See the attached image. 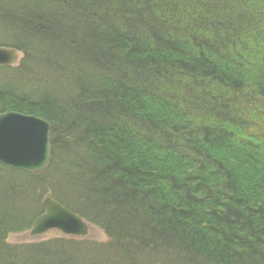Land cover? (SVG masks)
<instances>
[{
    "label": "trees",
    "instance_id": "obj_1",
    "mask_svg": "<svg viewBox=\"0 0 264 264\" xmlns=\"http://www.w3.org/2000/svg\"><path fill=\"white\" fill-rule=\"evenodd\" d=\"M0 45L52 157L0 164V264H264V0H0ZM48 194L106 240L9 243Z\"/></svg>",
    "mask_w": 264,
    "mask_h": 264
},
{
    "label": "water",
    "instance_id": "obj_2",
    "mask_svg": "<svg viewBox=\"0 0 264 264\" xmlns=\"http://www.w3.org/2000/svg\"><path fill=\"white\" fill-rule=\"evenodd\" d=\"M18 58L14 48L0 46V66L11 65ZM50 125L42 118L19 112L0 113V163L28 173L41 172L50 161ZM43 213L30 228L31 236L58 229L62 234L86 235L87 223L76 213L52 198L43 200Z\"/></svg>",
    "mask_w": 264,
    "mask_h": 264
},
{
    "label": "rangeland",
    "instance_id": "obj_3",
    "mask_svg": "<svg viewBox=\"0 0 264 264\" xmlns=\"http://www.w3.org/2000/svg\"><path fill=\"white\" fill-rule=\"evenodd\" d=\"M1 46V45H0ZM5 46V45H3ZM1 46V47H3ZM6 47H10V46H6ZM10 48H13V47H10ZM15 48V47H14ZM13 48V49H14ZM16 49V48H15ZM17 50V49H16ZM17 53H18V58L17 60H15V63L11 64V65H4V66H7V67H15L16 65H18L20 63V60L22 59L23 55L21 53V51L17 50ZM4 66H0V67H4ZM6 111H12V110H6ZM4 111V112H6ZM4 112H0V113H4ZM12 112H15V111H12ZM18 112V111H17ZM21 113V112H19ZM23 114V113H22ZM24 115H28V114H24ZM29 115H32V116H35L33 114H29ZM35 117H38V116H35ZM40 117V116H39ZM38 117V118H39ZM42 118V117H40ZM44 119V118H42ZM45 120V119H44ZM46 121V120H45ZM47 122V121H46ZM48 123V122H47ZM49 124V123H48ZM50 125V124H49ZM50 128H51V125H50ZM49 134H50V130H49ZM49 141H50V135H49ZM50 154H51V149H50ZM51 157V155H50ZM52 158V157H51ZM51 158H50V161L48 163V165L50 164L51 162ZM1 164V163H0ZM48 165L43 169L41 170V172L45 171L46 169H48ZM22 170V169H20ZM24 171V170H23ZM26 172V171H25ZM41 172H36V173H41ZM28 173V172H27ZM31 173V172H30ZM29 173V174H30ZM32 174H35V173H32ZM56 175V168H55V165L52 167V169L47 172L46 174V177L47 179H52L54 176ZM52 198L51 196L46 195V197L44 196V198L42 199V207H43V200L45 198ZM54 199V198H52ZM56 200V199H55ZM58 201V200H57ZM59 202V201H58ZM60 203V202H59ZM62 205V204H61ZM63 206V205H62ZM65 207V206H63ZM66 208V207H65ZM44 209V207H43ZM68 209V208H67ZM69 210V209H68ZM71 211V210H70ZM44 212V211H43ZM73 212V211H72ZM74 213V212H73ZM75 214V213H74ZM77 214V213H76ZM41 215V214H40ZM78 215V214H77ZM79 216V215H78ZM80 217V216H79ZM83 220V219H82ZM85 221V220H83ZM33 222V221H32ZM87 223V234L86 235H76V236H73V235H69V236H72V237H81V238H85V239H91L93 241H105L106 240V235L105 233L93 226L92 224H90L88 221H85ZM31 228V227H30ZM30 228L27 230V231H24L22 233H11L8 238H7V241L9 243H22V242H33V241H36V240H44V238H49V237H55V236H58V235H64L62 234L58 229L54 228V229H49L47 231H44L43 234H36V235H33L31 236L29 234V231H30ZM67 234H65L66 236Z\"/></svg>",
    "mask_w": 264,
    "mask_h": 264
}]
</instances>
